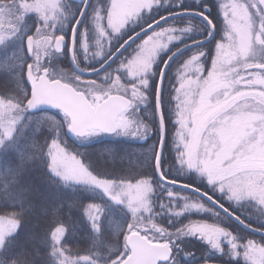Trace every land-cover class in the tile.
<instances>
[{
  "label": "trees",
  "instance_id": "trees-1",
  "mask_svg": "<svg viewBox=\"0 0 264 264\" xmlns=\"http://www.w3.org/2000/svg\"><path fill=\"white\" fill-rule=\"evenodd\" d=\"M10 3L11 0H0V5ZM163 5L139 15L124 32L125 36L133 35L167 14L182 10L205 13L217 27V35L213 42L182 55L168 70L163 91V110L167 127V143L162 162L163 172L171 180L192 185L208 193L246 223L264 230L263 206L254 199H241L239 208L234 207L232 201L235 197H232L229 192H225L223 196L219 195L217 188L208 182L206 175L189 171L186 164V144L189 135L185 133L184 121L191 119L192 111L185 108L182 99L176 100L174 97L180 85L178 72L185 60L194 53H204L202 63L206 83L214 74L222 71V65L219 62V44L226 37L224 32H226L227 24L221 4L218 0H169L164 1ZM96 6L110 8L111 2L110 0H94L92 7ZM16 19H19L18 15ZM74 20L69 19L66 24L73 26ZM29 21L34 25L33 37L46 33L45 25L36 15L30 16ZM186 23H191L193 26L192 32L186 38L187 43L204 38L210 32L209 26L203 20L193 17L173 20L161 28ZM48 29L51 34L56 33L57 37L68 33V30L58 32L53 28ZM120 41L121 39L112 43L111 51L114 52L119 48ZM140 41L135 42L106 72L113 71L122 59L131 54ZM2 46L5 45L1 44V49ZM27 53L29 54L28 49ZM4 62L7 66L6 60ZM103 62L98 65L95 63V67H88L83 61H80V64L83 68L95 69ZM164 63L163 60L159 62L148 90H144L149 99L148 104L138 111L142 122L152 130L150 136L145 139L127 138L120 136V133L115 136L99 134L100 136L93 141L85 143L70 134L69 120L61 112L31 113L27 106L29 99L17 100L15 104L18 106L19 119L10 126V129L7 128L6 132L0 133L2 141L0 146V220L12 219L17 222L18 227L16 232L0 246V264H120L129 255L128 236L133 232L148 235L149 232L146 229L150 227H160L166 233V238L160 240L154 238L155 242H172L181 247V250L175 251L185 253L184 256H180V264H248L244 260L245 243L248 238L261 241H264V238L247 232L195 194L163 185L157 176L155 161L161 140V129L156 94ZM51 64L61 65L73 72L66 57H54L51 59ZM250 69L264 73V71L256 70L254 66ZM10 72L6 77L7 82L17 78L15 71ZM97 78L99 76L93 79ZM24 84L30 94L26 75ZM248 92H251L249 96L264 100V92L258 89ZM236 96L237 94L229 101L234 100ZM0 100L12 101L2 90H0ZM54 143L61 144L70 153L81 158L88 169L99 178L120 184L149 180L155 187L149 211L139 212L123 201H115L112 196L100 189L70 184L57 177L53 172L50 151ZM148 158H153L152 167H149V164L148 167L143 166ZM170 191L197 198L215 213L190 210L186 212L185 209L189 206L188 201L168 196ZM195 222L218 225L234 234L236 242L240 245L241 257L234 258V251L229 244H225L222 253H217L203 241L192 237L189 227ZM60 228H64L66 234L58 244L54 240V234ZM174 240H177L178 244ZM199 257L207 260L200 261Z\"/></svg>",
  "mask_w": 264,
  "mask_h": 264
},
{
  "label": "rangeland",
  "instance_id": "rangeland-1",
  "mask_svg": "<svg viewBox=\"0 0 264 264\" xmlns=\"http://www.w3.org/2000/svg\"><path fill=\"white\" fill-rule=\"evenodd\" d=\"M164 1L169 0H110V8L96 6L91 20L80 34L79 50L84 63L88 67H95V63L98 65L105 61L107 56L110 57L118 49L111 51L112 43L121 39L118 45L120 47L131 35L125 36L124 32L134 23L133 21L144 11L164 6ZM218 1L227 24L224 32L226 37L219 44L222 71L214 74L206 83L202 63L204 53H194L185 60L178 72L180 85L174 97L176 100L182 99L185 108L192 111L191 119L184 121L185 133L189 135L186 144V164L189 171L206 175L208 182L217 188L219 195L223 196L225 192H229L235 197L232 201L234 207L239 208L241 199H254L264 207V100L248 95L251 94L248 91L252 89L264 92V73L250 69L255 65L264 64V11L257 0ZM19 4L22 11L18 26L15 24L14 7L11 9L8 5H0V45L10 43L8 48L0 47V90L6 92L12 99L7 102L0 100V133L6 132L7 128L10 129V126L19 119L18 106L15 104L17 100L30 98L24 84L29 64L33 65L35 73L40 75L56 55L54 41L57 36L54 32L51 34L48 28L58 32L64 30L69 32L72 29L66 24L72 19L67 16V10L71 6L69 0H24L19 1ZM42 4L45 5L44 11L40 9ZM135 4L143 5L140 11L129 15L122 25L119 24L114 13L123 11L124 5ZM32 15H36L45 25L44 30H47L44 31L45 34L32 36L34 25L30 23L31 20L29 21ZM230 20L235 26L229 24ZM192 29L191 23L160 28L141 40L113 71L103 73L97 79L76 77L62 70H53L51 79H61L85 90L95 104L106 99L111 93L130 97L134 104L129 114L120 122V136L145 139L150 136L152 130L138 116L140 108L146 106L149 100L144 90H148L159 62L166 61L174 51L186 45V38ZM29 39H33L31 54H28L26 49ZM2 58L6 60L7 66L4 65ZM12 70L15 71L17 78L7 82L6 77ZM236 94V98L229 101ZM129 121L132 122L130 131L124 134V128ZM99 136V133H92L82 142L89 143ZM50 151L53 172L63 181L95 187L112 196L115 201H123L139 212L149 211L155 190L149 180L138 183H115L94 175L81 158L70 153L61 144H52ZM152 160L153 158H148L143 166L148 167L149 164V167H152ZM80 166L93 177L112 182L111 186L106 190L90 180L75 179ZM168 196L188 201L186 212L190 210L215 213L201 200L190 195L170 191ZM17 227V222L12 219L0 220V246L16 232ZM146 231L149 232L147 236L153 241L154 238L160 240L167 237L160 227H150ZM189 233L201 237V241L204 243L206 241L217 253L223 252L225 244H229L233 249V244L237 243L234 234L206 222H195L189 227ZM65 234V229L60 228L55 232L54 240L59 244ZM217 239L220 246L214 248L213 244ZM250 240L264 244V241L259 239L248 238L247 241ZM241 254L239 251V256H236L234 252V258H240ZM198 260L207 259L199 257ZM244 260L248 264H254V261L247 259L245 255Z\"/></svg>",
  "mask_w": 264,
  "mask_h": 264
},
{
  "label": "water",
  "instance_id": "water-1",
  "mask_svg": "<svg viewBox=\"0 0 264 264\" xmlns=\"http://www.w3.org/2000/svg\"><path fill=\"white\" fill-rule=\"evenodd\" d=\"M73 2L85 4V8L76 23L72 35V49L71 61L76 72L82 77L92 78L96 77L106 70H108L136 41L148 35L151 31L155 30L162 24L183 17H194L203 20L209 26L211 33L203 40L185 45L175 51L166 61L158 82L157 88V112L161 128V142L156 158V173L160 181L174 188L191 192L202 199L206 200L223 214L236 222L239 226L246 231L264 238V231L255 228L226 207L219 201L207 194L206 192L191 186L189 184L177 182L168 179L162 169L163 155L165 152L167 141V127L163 110V91L166 76L172 63L189 52L192 49L207 45L214 41L217 34V28L213 21L205 14L193 11L178 12L165 16L149 27L140 30L131 36L102 66L95 70L82 69L76 60V40L78 31L86 17L88 9L92 0H72ZM264 11V0H257ZM66 39L59 38L54 45L57 53H63L66 47ZM29 50H33V40L29 41ZM254 68L259 71H264V64L255 65ZM27 81L31 87V97L28 101V108L31 113H38L42 111H60L70 121V134L74 138H86L92 132H98L104 135L114 136L119 132V122L122 116L128 113L132 106L133 101L125 95L112 94L94 105L88 96L77 90L71 84L65 83L62 80H52L50 77V69H45L40 76L34 73L33 67L28 68ZM101 128H114V131H100ZM127 245L130 250V255L120 264H163L168 263L172 256L173 250L170 244H155L152 243L141 233H132L127 239ZM215 264V263H207Z\"/></svg>",
  "mask_w": 264,
  "mask_h": 264
},
{
  "label": "snow or ice",
  "instance_id": "snow-or-ice-1",
  "mask_svg": "<svg viewBox=\"0 0 264 264\" xmlns=\"http://www.w3.org/2000/svg\"><path fill=\"white\" fill-rule=\"evenodd\" d=\"M143 5L140 4H135V5H124L122 6L123 11H121L120 13H114V16L116 17V19L118 20L119 24H123L124 20L129 16V15H133L136 14L140 11V8ZM40 9L41 11L45 10V5H40ZM235 11V8L233 9ZM229 24L232 26L234 25V22L232 20L229 21ZM154 55V53H153ZM150 62H148V67H150ZM143 71V69H141ZM144 83L146 84L147 81H144ZM132 125V122L129 121L128 124L125 126L124 128V134H128V132L130 131V127ZM100 131H114V128H101L99 129ZM78 163V162H77ZM75 179L78 180H90L92 183L94 184H98L101 187L105 188L106 190L111 186L112 182L110 181H104V180H100L97 179L96 177H93L90 173L87 172L86 169L83 168V166H80V171L79 174L76 175L74 177ZM151 189L149 188V191ZM233 239H235L233 237ZM219 240L217 239L214 244L213 247L217 248L219 247ZM233 250L236 253V256H239V245L237 243L233 244ZM245 247L247 249V251L244 253L245 257L247 259H251L254 261V264H264V244H258L256 241H247L245 243Z\"/></svg>",
  "mask_w": 264,
  "mask_h": 264
},
{
  "label": "bare ground",
  "instance_id": "bare-ground-1",
  "mask_svg": "<svg viewBox=\"0 0 264 264\" xmlns=\"http://www.w3.org/2000/svg\"><path fill=\"white\" fill-rule=\"evenodd\" d=\"M19 1L21 2V1H24V0H11V3L10 4H7L11 9L14 7V9H15V11H16V13H15V24H16V26H18V24H19V22L21 21L20 19H16V17H17V15L19 16L20 15V13H21V11H22V7L20 6V4H19ZM195 1V0H194ZM93 5V4H92ZM91 5V6H92ZM85 8V7H84ZM90 8V7H89ZM13 9V10H14ZM84 10V9H83ZM83 10H82V12H83ZM185 11H193V12H199V11H195V10H182L181 12H185ZM82 12H81V14H82ZM89 13V9H88V12H87V14ZM91 13V12H90ZM199 13H202V12H199ZM81 14H80V16H81ZM86 14V15H87ZM80 16H79V18H80ZM79 18H76L75 19V21H74V23H73V26L74 25H76V23L78 22V20H79ZM183 18H185V17H183ZM194 18V17H193ZM211 19V18H210ZM212 20V19H211ZM87 22V21H86ZM89 22H87V23H85V26L84 27H86L87 26V24H88ZM154 22H152V23H150V24H148L147 26H145V27H143V29H145V28H147V27H149L150 25H152ZM207 24V23H206ZM70 26H72L71 24H70ZM82 28L83 27H81L80 28V30H79V32H78V35H79V33L81 34V31H82ZM157 30H159V27L158 28H156L155 30H153V31H151L149 34H152V33H154L155 31H157ZM210 33H211V30H210V32H209V34L206 36V37H204V38H201V39H198V40H195V41H192V42H189V43H186V45H188V44H191V43H194V42H197V41H200V40H203V39H206L209 35H210ZM217 35V34H216ZM148 36V35H147ZM146 36V37H147ZM13 39V38H12ZM11 39V40H12ZM52 40V39H51ZM58 39L57 38H55V41L54 40H52V41H54V45H55V42L57 41ZM215 40V39H214ZM8 42H10V41H8ZM213 42V41H212ZM9 44L10 43H5L4 45V47L5 48H8V46H9ZM29 44H27V47H26V49H28V51H29V46H28ZM180 49V48H179ZM178 50V49H177ZM176 50V51H177ZM193 50V49H192ZM191 51V50H190ZM175 52V51H174ZM173 52V53H174ZM31 54V53H30ZM186 54V53H185ZM113 55V54H112ZM111 55V56H112ZM184 55V54H183ZM110 56V57H111ZM75 57H76V60H77V63H78V65L82 68V69H84V70H90V69H87V68H83L82 67V65L80 64V61H83L84 62V59H83V57H82V53H81V51L80 50H78L77 51V54H76V51H75ZM109 57V58H110ZM181 57V56H180ZM29 58H30V55H29ZM68 60H69V63H70V65H71V68H72V70H73V72L71 71V70H69V69H66V68H64V67H62L61 65H54L53 66V64H52V68L54 69V71L55 70H62L63 72H68V73H71L73 76H78L79 74L76 72V70L74 69V67H73V65H72V61H71V55L70 56H68V57H66ZM108 58V59H109ZM121 58V57H120ZM119 58V59H120ZM107 59V60H108ZM118 59V60H119ZM178 59V58H177ZM117 60V61H118ZM168 60V59H167ZM166 60V61H167ZM116 61V62H117ZM166 61H165V63H166ZM106 62V61H105ZM105 62H103L102 63V65L105 63ZM115 62V63H116ZM29 65H31V64H29ZM101 65V66H102ZM100 67V66H99ZM99 67H97V68H99ZM97 68H95V69H97ZM94 69V70H95ZM91 70H93V69H91ZM27 72H28V68H27ZM105 73V72H104ZM103 74V73H102ZM102 74H100V75H102ZM100 75H98V76H100ZM97 77V76H96ZM26 79H27V73H26ZM27 83H28V81H27ZM28 86H29V88H30V96H31V87H30V85H29V83H28ZM160 142H161V140H160ZM166 143H167V141H166ZM159 146H160V144H159ZM166 148V147H165ZM158 150H159V148H158ZM158 153V152H157ZM156 158H157V156H156ZM158 176V175H157ZM218 201V200H217ZM221 203V202H220ZM222 204V203H221ZM212 205V204H211ZM223 205V204H222ZM224 206V205H223ZM215 207V206H214ZM224 207H226V206H224ZM216 208V207H215ZM217 209V208H216ZM218 210V209H217ZM218 211H220V210H218ZM221 212V211H220ZM222 213V212H221ZM192 237H194V238H198V236H192ZM177 244H178V242H177V240H174ZM205 241V240H204ZM205 243H206V241H205ZM170 244L172 245V243L170 242ZM207 244V243H206ZM208 245V244H207ZM176 250H181V247L180 246H177L175 243H174V245H172ZM185 255V253L183 252V251H180V252H178V253H173V256H172V258H171V262L172 263H176V264H180V261H181V257L182 256H184ZM181 256V257H180Z\"/></svg>",
  "mask_w": 264,
  "mask_h": 264
},
{
  "label": "flooded vegetation",
  "instance_id": "flooded-vegetation-1",
  "mask_svg": "<svg viewBox=\"0 0 264 264\" xmlns=\"http://www.w3.org/2000/svg\"><path fill=\"white\" fill-rule=\"evenodd\" d=\"M70 1V0H69ZM70 8H69V10H67V15H71V18H73V20L74 19H76V18H79V16H80V14H81V12H82V10L84 9V7H85V4H79V3H74V2H71L70 1ZM94 3V0H92V2H91V4H90V8H89V13L86 15V17H85V21H87V22H89L90 20H91V18H92V15H93V13H94V11L96 10V8L94 7H92L91 5ZM74 8V10H72ZM72 10V11H71ZM91 12V13H90ZM73 14V15H72ZM164 17V16H163ZM19 18H20V16H19ZM162 18V17H161ZM161 18H159V19H161ZM158 19V20H159ZM75 21V20H74ZM85 21H84V23H85ZM86 22V23H87ZM84 23H83V28H82V30L84 29ZM167 24V23H166ZM72 27V26H71ZM74 27V26H73ZM73 27H72V30H73ZM60 37H65L66 38V42H67V44H66V47H65V49H64V51H63V53L62 54H58V56H63V57H68V56H70L71 55V49H72V33H70V32H68V33H66V34H63V35H60ZM79 40H80V33H79V35H78V37H77V43H76V54H77V51L79 50V48H80V44H79ZM81 42H82V38H81ZM51 69H52V66L50 67ZM167 264H171V263H167Z\"/></svg>",
  "mask_w": 264,
  "mask_h": 264
}]
</instances>
